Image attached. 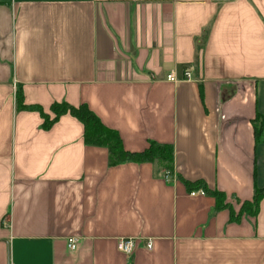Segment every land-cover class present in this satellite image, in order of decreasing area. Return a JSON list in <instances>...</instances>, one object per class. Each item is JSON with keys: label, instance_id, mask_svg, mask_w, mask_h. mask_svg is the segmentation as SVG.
I'll return each instance as SVG.
<instances>
[{"label": "crops", "instance_id": "crops-1", "mask_svg": "<svg viewBox=\"0 0 264 264\" xmlns=\"http://www.w3.org/2000/svg\"><path fill=\"white\" fill-rule=\"evenodd\" d=\"M56 102L127 150L171 144L172 173L111 165L70 112L45 127ZM259 114L264 0H0V264H264V194L241 212L264 188Z\"/></svg>", "mask_w": 264, "mask_h": 264}, {"label": "trees", "instance_id": "trees-1", "mask_svg": "<svg viewBox=\"0 0 264 264\" xmlns=\"http://www.w3.org/2000/svg\"><path fill=\"white\" fill-rule=\"evenodd\" d=\"M19 108L24 109L28 106L24 104L22 95H18ZM52 110L55 113L54 117L43 112L45 119V127L51 126L62 114L70 112L72 115L82 120L85 126V142L91 145L106 146L109 149L110 157L109 163L111 165L121 163L124 161L135 162H159L163 168L169 172L174 169V147L171 144H160L152 141L149 146L142 151H130L125 149L120 133L104 124L101 119L89 108L87 104H81L80 106H74L67 102H56L52 105ZM259 121V122H258ZM255 136L256 141H260L264 137V116L257 117V123H255ZM190 190H194L197 186L198 189H202L205 193L214 195L218 200V206L220 208L227 207L226 194L223 191L217 189H210L205 181L198 180L196 182H186ZM264 194V188H255V195L252 201L246 200L241 206V212H248L256 215L259 211L260 200ZM233 219H238L239 215L232 210Z\"/></svg>", "mask_w": 264, "mask_h": 264}, {"label": "built area", "instance_id": "built-area-1", "mask_svg": "<svg viewBox=\"0 0 264 264\" xmlns=\"http://www.w3.org/2000/svg\"><path fill=\"white\" fill-rule=\"evenodd\" d=\"M185 77L187 79H189L191 77V71L190 70L185 71ZM168 79L171 81H177L178 80V78L176 77V75L173 71L168 74ZM170 173H172V172H169V171L166 172L167 178L169 177ZM193 193H195V191H193ZM136 241H137V238H134V237H121L118 240V248L120 251L124 252L125 254H132L134 249L136 248ZM75 246H76V238H74V237L70 238L69 239V247L74 248ZM147 246H148V248L151 249L153 247L152 242L149 241L147 243Z\"/></svg>", "mask_w": 264, "mask_h": 264}]
</instances>
